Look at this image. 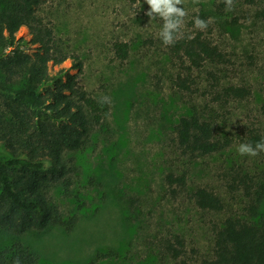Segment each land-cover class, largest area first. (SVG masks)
<instances>
[{"label": "rangeland", "instance_id": "374dc122", "mask_svg": "<svg viewBox=\"0 0 264 264\" xmlns=\"http://www.w3.org/2000/svg\"><path fill=\"white\" fill-rule=\"evenodd\" d=\"M259 5L264 0H233L231 11L224 0H184L178 6L187 12L185 27L202 12L211 18L212 39L228 57L226 82L249 90L243 98L214 107L219 137H229L231 144L215 154L191 157L178 147L175 125L190 114L194 100L176 86L180 61L160 42L162 20L145 15V0H43L38 16L53 29L58 55L68 57L50 69L77 74L92 95L108 100L110 112L81 149L66 154L73 178L68 194L59 185L50 192L66 217H76L74 228L20 236L0 228V248L19 239L39 253L40 264H178L167 246L180 237L190 264L211 258L218 226L231 217L252 218V197L244 188L230 191L225 176L242 172L264 181V152L255 157L237 152L253 135L264 138ZM17 35L31 39L26 27ZM118 41L130 44L125 60L116 55ZM0 154H5L1 143ZM170 172L187 175L186 186L173 192L166 181ZM198 187L217 193L224 208L199 207L193 197Z\"/></svg>", "mask_w": 264, "mask_h": 264}, {"label": "trees", "instance_id": "16d2710c", "mask_svg": "<svg viewBox=\"0 0 264 264\" xmlns=\"http://www.w3.org/2000/svg\"><path fill=\"white\" fill-rule=\"evenodd\" d=\"M42 1L0 0V143L5 152L0 154V228L17 236L53 227L74 228L76 217H66L50 192L59 185L68 194L73 178L66 154L81 149L93 127L110 112L108 100L92 95L77 74L68 68L50 69V64L60 65L68 57L58 55L53 29L38 16ZM257 12L264 20V5ZM198 17L209 20L203 12ZM21 27L29 29L31 39L17 35ZM186 27L183 24L176 43L169 47L180 61L176 86L194 101L190 114L178 119L175 139L184 155L198 157L231 144L229 137H219L214 107L243 98L249 90L226 82L223 65L228 57L212 39L210 23L203 31L194 27L193 20ZM114 46L120 60L128 58V42ZM75 65L82 68L81 62ZM261 138L255 134L249 140L255 146ZM225 180L230 191L244 188L252 197V218L231 217L218 226L214 254L202 264H264V214L260 215L264 181L255 182L242 172L226 175ZM166 181L175 192L186 186L187 175L170 172ZM193 197L203 209L224 208L222 198L206 187L196 188ZM167 249L178 264H190L183 258L180 237ZM17 259L19 264H40L41 257L19 239L0 248V264H14Z\"/></svg>", "mask_w": 264, "mask_h": 264}, {"label": "clouds", "instance_id": "9594fccd", "mask_svg": "<svg viewBox=\"0 0 264 264\" xmlns=\"http://www.w3.org/2000/svg\"><path fill=\"white\" fill-rule=\"evenodd\" d=\"M149 6L145 15L150 18L158 16L162 21V27L159 31V38L162 40L165 46L174 45L180 30L183 26L184 17L187 12L184 7H178L183 5L184 0H145ZM197 2V0H194ZM225 8L227 11L232 10L233 0H224ZM211 22V18L208 21L197 17L193 19V25L198 30H205L208 24ZM237 152L239 155L255 157L261 152H264V138L256 142L255 146L251 143H241L237 146ZM14 264H19L17 259Z\"/></svg>", "mask_w": 264, "mask_h": 264}]
</instances>
